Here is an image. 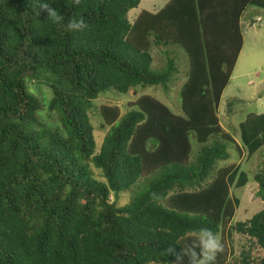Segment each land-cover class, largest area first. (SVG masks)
I'll return each instance as SVG.
<instances>
[{
  "label": "trees",
  "instance_id": "16d2710c",
  "mask_svg": "<svg viewBox=\"0 0 264 264\" xmlns=\"http://www.w3.org/2000/svg\"><path fill=\"white\" fill-rule=\"evenodd\" d=\"M140 2L0 0V264H190L183 247L201 228L223 245L214 264H264V164L254 175L262 210L233 221L237 164L221 163L227 143L242 151L218 115L241 19L264 0H168L130 20ZM70 18L87 28L66 31ZM171 45L188 59L183 113L149 94L125 114L103 104L109 130L98 140L94 100L111 88H166L178 71ZM154 48L166 56L160 71ZM31 84L48 87L50 100ZM228 228L254 241L259 259L245 247L231 258Z\"/></svg>",
  "mask_w": 264,
  "mask_h": 264
},
{
  "label": "rangeland",
  "instance_id": "374dc122",
  "mask_svg": "<svg viewBox=\"0 0 264 264\" xmlns=\"http://www.w3.org/2000/svg\"><path fill=\"white\" fill-rule=\"evenodd\" d=\"M167 1L141 0L139 6L129 12V18L133 20L143 9L155 12ZM251 20H254V23ZM241 30L244 37L243 47L230 81L223 91L218 109L221 125L234 137L242 151L240 155L234 144L227 143L230 156L229 159L221 163L222 165L237 164L234 176L230 178L231 193L236 203L233 221H245L263 208L261 197L256 195L259 188L258 183L254 180V175L260 172L264 164V9L253 5L248 6L241 19ZM165 48L172 52L171 56L176 57L178 69L166 88L163 85H148L145 88L138 87L137 93L130 90L126 94L111 88L94 100V108L90 109L89 115L95 131L99 135L98 140L102 139V136L109 130V127L104 129L101 127L102 117L99 107L103 104L118 105L121 107L122 114H125L129 110L128 103L136 100L140 95L149 94L166 103L173 112L183 113L180 89L186 79L188 59L183 47L171 45L165 46ZM155 49L157 48L152 51L154 56L152 67L153 70L160 71L166 63V56L160 55L161 53L157 54ZM161 49L164 47L160 46L159 51ZM31 87L37 93H44L47 100H50L51 93L48 87L45 85L34 86L33 84ZM91 167L95 176L102 178L100 170L93 164ZM143 182L144 179L141 178L138 185ZM138 185L131 188L130 195L139 190ZM124 201L125 199L122 197L121 206ZM227 238L231 258L234 255L238 256L244 247L246 250H251V255L255 260L262 255L260 248L253 245L254 241L244 235L232 232L230 228H228ZM173 264L183 263L177 261Z\"/></svg>",
  "mask_w": 264,
  "mask_h": 264
},
{
  "label": "clouds",
  "instance_id": "9594fccd",
  "mask_svg": "<svg viewBox=\"0 0 264 264\" xmlns=\"http://www.w3.org/2000/svg\"><path fill=\"white\" fill-rule=\"evenodd\" d=\"M41 8L48 11L49 18L53 22H58L57 11L52 10L49 4L43 3ZM64 27L66 31H83L87 28V24L83 18H70ZM222 249L223 245L218 235L211 229L201 228L197 233L192 234L187 246L183 247V252L189 257L190 264H214L217 254Z\"/></svg>",
  "mask_w": 264,
  "mask_h": 264
},
{
  "label": "water",
  "instance_id": "95a60500",
  "mask_svg": "<svg viewBox=\"0 0 264 264\" xmlns=\"http://www.w3.org/2000/svg\"><path fill=\"white\" fill-rule=\"evenodd\" d=\"M257 196H261V190H258L256 193Z\"/></svg>",
  "mask_w": 264,
  "mask_h": 264
}]
</instances>
